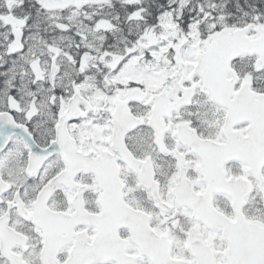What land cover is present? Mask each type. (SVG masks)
<instances>
[{"label": "snow or ice", "instance_id": "snow-or-ice-1", "mask_svg": "<svg viewBox=\"0 0 264 264\" xmlns=\"http://www.w3.org/2000/svg\"><path fill=\"white\" fill-rule=\"evenodd\" d=\"M0 264H264V0H0Z\"/></svg>", "mask_w": 264, "mask_h": 264}]
</instances>
